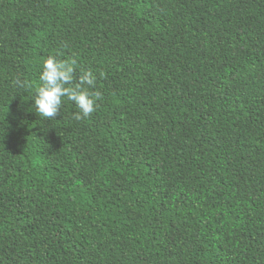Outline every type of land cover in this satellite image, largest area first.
Instances as JSON below:
<instances>
[{
    "label": "trees",
    "instance_id": "1",
    "mask_svg": "<svg viewBox=\"0 0 264 264\" xmlns=\"http://www.w3.org/2000/svg\"><path fill=\"white\" fill-rule=\"evenodd\" d=\"M0 264H264V0H0Z\"/></svg>",
    "mask_w": 264,
    "mask_h": 264
},
{
    "label": "clouds",
    "instance_id": "2",
    "mask_svg": "<svg viewBox=\"0 0 264 264\" xmlns=\"http://www.w3.org/2000/svg\"><path fill=\"white\" fill-rule=\"evenodd\" d=\"M58 55L62 53L58 52ZM76 69L75 58L58 60L56 57H51L44 62L40 77L42 86L37 88L34 100L39 117L48 121L56 120L61 115L65 99L77 106L79 112L74 119L78 122H83L96 113V101L103 98L100 91H92L96 89V74L88 70L80 76L77 82ZM99 75L102 79L107 78L104 72ZM13 86L25 91H31L33 88L31 83L21 82L19 79L13 82Z\"/></svg>",
    "mask_w": 264,
    "mask_h": 264
}]
</instances>
